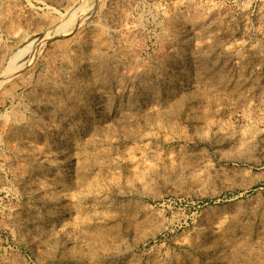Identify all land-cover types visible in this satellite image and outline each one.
<instances>
[{
  "label": "rangeland",
  "instance_id": "obj_1",
  "mask_svg": "<svg viewBox=\"0 0 264 264\" xmlns=\"http://www.w3.org/2000/svg\"><path fill=\"white\" fill-rule=\"evenodd\" d=\"M83 2L0 0V78ZM263 89L264 0H94L0 90V264H264V209L204 181L264 148Z\"/></svg>",
  "mask_w": 264,
  "mask_h": 264
},
{
  "label": "bare ground",
  "instance_id": "obj_2",
  "mask_svg": "<svg viewBox=\"0 0 264 264\" xmlns=\"http://www.w3.org/2000/svg\"><path fill=\"white\" fill-rule=\"evenodd\" d=\"M93 5H94V0H84L83 3H81L78 7H75L73 10H71L66 15V18L68 19V21L66 23L62 22V23H64L63 25L58 26L56 29H54L52 31H49L45 35L41 36L39 39L33 40L28 46L24 47L19 53H17L12 60V64H11L10 69L7 70L8 72L3 77L0 78V90L2 89V87L7 82L14 79L16 76H18L31 61L37 59L40 56V54L42 53V51L45 47V44L49 40L54 39L56 37H62V36L70 34L73 31V29H75V27L79 23L82 22V20L86 16V14L93 7ZM193 31L197 32V34H198V31H196V30H193ZM208 32H209V30H208ZM203 35H205V34H203ZM193 54H195V53H193ZM199 54H201V53H199ZM207 54H208V52H207ZM201 56H203V54ZM201 56L193 55L192 60L196 63L198 60H199V62H201V60L204 61L205 59H202L203 57L201 58ZM226 60H228V59L226 58ZM203 61L201 63H203ZM208 61H209V59H208ZM213 64H216V63H213ZM194 65L196 66L197 64H194ZM202 66L200 68H202ZM203 67H205V66H203ZM196 68H194V70H191V71L193 73H195ZM198 68H199V66H198ZM229 70H230V68H229ZM181 71H175L176 72L175 73L176 74L175 75L176 81L177 80L179 81V85L181 87L180 89H182L184 91H188V92L191 89L196 90L198 88L197 85L199 84L197 82V81H199V80H197L198 78L195 77L196 74L193 75V73L191 71H188V72L185 71L186 73H183ZM231 72H232V68H231ZM199 73H200V71H199ZM227 75H228V73H227ZM221 76H222V74H221ZM240 76H242V75L240 74ZM201 79H200V82H201ZM208 80L210 81V79H208ZM236 80H238V78ZM173 81H175V80H173ZM253 82H255V80H253ZM256 82H257V80H256ZM218 86H219V84H218ZM211 87L217 89L216 84L212 85ZM251 87H252L251 90H253V91H251L252 95H256V92L254 90L255 86L251 85ZM199 88H200V86H199ZM211 91L213 92V90H211ZM242 91H244V90H242ZM242 91H240V93L237 91L239 93V96L241 95V93L244 94ZM247 93H249V92H247ZM215 94H217V93H215ZM257 94L259 95V93H257ZM235 98H237V97H235ZM238 98H241V97H238ZM263 99H264V97H263ZM258 101H259V99H258ZM236 102L237 101H235L234 103L236 104ZM259 103H260V101H259ZM259 103L256 105V108H258ZM259 110H261V109H259ZM248 141H250V140L247 139V141L245 140V141L241 142L240 145L238 144L239 146L235 147L234 149L231 147L229 149L227 148L226 150L221 149V150H218L215 152L214 161L216 162V166L214 167V169L207 172L208 174L205 176V179H204V181L207 185L214 188V192L211 194V199L215 200V201L213 202V204H212L213 206L211 208H215L217 210H221V209L225 210L227 208L234 207L236 212H238L237 216L240 215L241 209H243L245 211V213H253V214L258 213V211L260 209H264V148L260 149V148H258V146L256 144L253 145L254 142H248ZM222 143H225V142L223 141ZM221 205H223V206H221Z\"/></svg>",
  "mask_w": 264,
  "mask_h": 264
}]
</instances>
